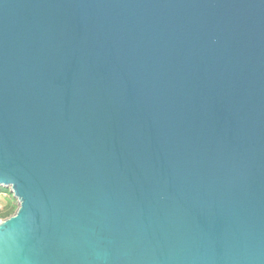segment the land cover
I'll use <instances>...</instances> for the list:
<instances>
[{
    "label": "water",
    "instance_id": "95a60500",
    "mask_svg": "<svg viewBox=\"0 0 264 264\" xmlns=\"http://www.w3.org/2000/svg\"><path fill=\"white\" fill-rule=\"evenodd\" d=\"M2 264H264V0H0Z\"/></svg>",
    "mask_w": 264,
    "mask_h": 264
},
{
    "label": "trees",
    "instance_id": "16d2710c",
    "mask_svg": "<svg viewBox=\"0 0 264 264\" xmlns=\"http://www.w3.org/2000/svg\"><path fill=\"white\" fill-rule=\"evenodd\" d=\"M10 191V190H9ZM8 191V192H9ZM11 193V192H9ZM1 196H3L4 201H0V220L6 219L10 216H12L17 208H18V202L17 200L12 196H8L4 193H0Z\"/></svg>",
    "mask_w": 264,
    "mask_h": 264
},
{
    "label": "rangeland",
    "instance_id": "374dc122",
    "mask_svg": "<svg viewBox=\"0 0 264 264\" xmlns=\"http://www.w3.org/2000/svg\"><path fill=\"white\" fill-rule=\"evenodd\" d=\"M8 191H9L8 188H6V187H0V193H4V194H6L8 196H11L12 193H9L10 191L9 192ZM12 196H13V194H12Z\"/></svg>",
    "mask_w": 264,
    "mask_h": 264
},
{
    "label": "crops",
    "instance_id": "0c3cea01",
    "mask_svg": "<svg viewBox=\"0 0 264 264\" xmlns=\"http://www.w3.org/2000/svg\"><path fill=\"white\" fill-rule=\"evenodd\" d=\"M0 201H1V202L4 201V198H3V196H1V195H0Z\"/></svg>",
    "mask_w": 264,
    "mask_h": 264
},
{
    "label": "snow or ice",
    "instance_id": "6c2138e0",
    "mask_svg": "<svg viewBox=\"0 0 264 264\" xmlns=\"http://www.w3.org/2000/svg\"><path fill=\"white\" fill-rule=\"evenodd\" d=\"M0 264H2V261H0Z\"/></svg>",
    "mask_w": 264,
    "mask_h": 264
}]
</instances>
